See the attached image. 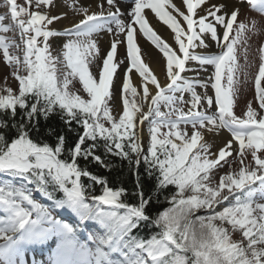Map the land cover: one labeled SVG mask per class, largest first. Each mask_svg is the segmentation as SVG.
<instances>
[{
  "label": "snow or ice",
  "instance_id": "snow-or-ice-1",
  "mask_svg": "<svg viewBox=\"0 0 264 264\" xmlns=\"http://www.w3.org/2000/svg\"><path fill=\"white\" fill-rule=\"evenodd\" d=\"M242 2L237 0L228 13L225 4L209 0H121L132 5L126 21L116 0H100V10L91 12L70 0L66 6L81 18L57 30L49 26L67 14H50L47 9L55 0H3L7 12L0 13V49L14 65L18 89L0 93V129L15 130L10 140L0 131V264H27L29 247L53 237L57 243L51 264H264V43L252 77L254 96L237 115L240 46L247 63V33L258 34L257 21H238ZM246 2L264 14V0ZM146 10L171 30L177 47L154 30ZM6 19L12 23H4ZM15 30L19 44L4 35ZM102 31L112 34L103 55L96 38ZM138 33L166 58V83L145 62ZM58 36L67 39L53 55L50 38ZM209 41L218 51H210ZM118 45L126 48L123 57ZM10 48L21 55L10 54ZM189 61L197 67L187 66ZM125 62L122 111L114 115V78ZM206 66L214 68L207 83L182 75H198ZM137 75L142 91L133 83ZM244 75L247 79L248 73ZM74 81L87 98L72 90ZM208 84L214 95L196 91L197 85L207 89ZM186 92L190 100H185ZM52 115L75 133L73 145L67 146L65 134L51 128L46 132L55 135L53 144L31 137L32 131L39 133L40 120L46 123ZM145 122L146 151L141 143ZM222 129L231 138L213 153L214 141L206 140L205 133ZM101 147L103 156H116L134 170L135 203L122 199L125 188L110 187L105 177L79 164L80 159L91 160L110 169L97 154ZM233 152L238 171L212 184L210 173ZM141 164L154 181L147 188ZM94 185L101 186V194H95ZM161 202L169 206L149 211ZM57 210L73 214L77 224L53 215ZM88 221L97 229L81 240L80 225Z\"/></svg>",
  "mask_w": 264,
  "mask_h": 264
},
{
  "label": "bare ground",
  "instance_id": "bare-ground-1",
  "mask_svg": "<svg viewBox=\"0 0 264 264\" xmlns=\"http://www.w3.org/2000/svg\"><path fill=\"white\" fill-rule=\"evenodd\" d=\"M70 2V0H55V6L48 8L47 10L50 12L51 15H61L63 13L67 14V18H62L59 21H54L53 25L49 26L52 28H55L57 30H63L64 27L71 26L73 22H78V20L81 18L80 14L75 13L70 7L66 6V3ZM100 0H77L78 6H85L90 8L91 11H99V7H97ZM175 3L179 4L180 0H174ZM210 3L214 4H225L226 5V11L230 13L235 7H237V0H209ZM116 3L120 6L122 12L124 13L123 19L126 21L128 20L127 13L129 12L130 8L132 7L129 3H121V0H116ZM207 5H205L206 7ZM105 7L107 5L105 4ZM240 11L238 14V21H252L255 20L258 22L257 24V30L258 34H254L253 32H249V35L253 34V36L250 38L251 45L248 43L247 45V63L245 61V65L252 66L253 64H256L257 61H259V52H258V39L260 35L264 32V14L257 13V11L252 10L250 8V5L246 2H242L238 5ZM147 11V18L149 20L150 25L154 28L157 33L164 38L170 45H172L174 48L177 47L174 43V34L171 33V30L166 26L163 25L162 22H159L157 18H155L154 14L150 12V10ZM114 27V26H113ZM138 27V26H137ZM248 35V33H247ZM96 38L98 39V46L101 50V54L103 55L109 50L110 47V40L112 39V34L107 33L106 31H102L101 33L97 34ZM123 38V37H122ZM257 38V39H256ZM65 37L58 36L53 37L52 40L57 41L58 43H61ZM137 43L141 48L142 55L145 59V62L149 64L150 68L154 70V73L157 75V78L160 80L162 84L166 83V58L163 57V54L156 49L149 41L146 40L142 36V34H137ZM210 44H212V47L210 48V51L216 52L218 49H216L214 42L209 41ZM262 43H264V36L262 38ZM118 56L123 57L126 52L125 46L118 45ZM252 47V48H251ZM241 48H244L243 45H241ZM196 51H200L197 49ZM252 51V52H251ZM244 55V52L242 53V56ZM127 62L125 64H122L115 76V89L116 93L114 96V103L115 108L114 112L117 113L119 111H122V102L120 99V89L118 88L119 85L122 83V78L124 75V68L126 66ZM187 66L189 67H197L195 62L189 61ZM97 71V70H96ZM214 72V68L212 66H206L204 70H200L199 74L195 72H186L182 73V75L187 76L188 78H195L198 79L201 84L207 83L209 78L212 76ZM133 83L135 86H138V89H142L139 87L140 81L137 76H133ZM154 86H150V88H153ZM196 91L198 93H203L207 91L208 94H214V90L211 88V85L208 84L207 89L201 87L200 85H197ZM190 93H184V97L186 100L191 99ZM231 138V134L226 130L222 129L219 131V133H205V139L214 141L212 150L213 153H215L220 147L224 146V144ZM146 142V135H145V125H143V133H142V139L141 143L142 146ZM53 240V241H52ZM57 240L55 237L44 243L43 245H37V248L41 249V251H46L50 253L49 255H33V262H38L39 259H41V264H51L52 260V252L54 251L56 247ZM41 247V248H40ZM35 256V257H34ZM28 264H32L31 262Z\"/></svg>",
  "mask_w": 264,
  "mask_h": 264
},
{
  "label": "rangeland",
  "instance_id": "rangeland-1",
  "mask_svg": "<svg viewBox=\"0 0 264 264\" xmlns=\"http://www.w3.org/2000/svg\"><path fill=\"white\" fill-rule=\"evenodd\" d=\"M18 3H23V0H18ZM3 5V0H0V13H4L7 12V9L5 7L2 6ZM129 19V17H128ZM4 23L6 24H11L12 21L10 19H6L4 21ZM2 34V33H0ZM9 37L10 41H14L15 43H21L20 41V36H19V31L15 30L14 32H9L7 34ZM248 36L251 38L253 36V34ZM264 36V33H262L258 39V45L260 47V45L262 44V38ZM67 38L65 37V39L61 42L58 43L55 40H52V38H50V44L53 51V55H57L58 54V49L60 48V46L62 45V43L66 40ZM257 39V38H256ZM250 42V39L248 40V43ZM251 45V43H249ZM252 48V47H251ZM10 54H15V55H21L20 51L16 48H10L9 49ZM244 52V48H241L240 46V50H239V63L242 66V71L240 73L239 76V81L240 83L238 84V88H239V93H238V99H237V103L236 106L234 108L235 112L237 115H241L245 110H246V102L248 100H252L253 96H254V82H253V75L255 74V72L257 71V65L259 63V61H257L256 64H253L252 66H247L245 65V56H242V53ZM252 52V51H251ZM59 67V65H58ZM91 70L93 72H96V68L93 66L91 68ZM119 70V69H118ZM13 71H14V65L10 64L9 62L5 61L4 57H3V50L0 49V93H4L6 94V89L11 87L13 90H17L18 89V81L15 79V77L13 76ZM244 72L248 73L247 79L245 78ZM116 88V87H115ZM119 89H121V85H119L118 87ZM79 89V94L86 97V93H84L82 91V85H80L78 83V81H74V88L72 90H77ZM115 93H116V89ZM138 91H142V89H138ZM208 94V93H207ZM208 95H214V94H208ZM115 96V95H114ZM185 98V97H184ZM191 98V95H190ZM186 100V99H185ZM190 100V99H189ZM113 109L115 108V103H114V97H113V101L111 102ZM146 105V104H145ZM256 106L255 101H253V107ZM164 107L161 106V111H164ZM166 110V109H165ZM113 114L116 115V113L113 111ZM106 126H110L108 125L107 122H105ZM146 125H145V135H146V142H145V146L144 148H146V146L148 145V140L149 138L147 137V133H146ZM190 128V126H189ZM211 151L213 152V150L211 149ZM229 158L228 161L223 162L222 166L217 167L216 169H213L212 172L210 173V178H211V182L212 184H216L219 181V177L223 174L228 173L229 171H233L236 172L239 169V159L237 157L236 152H233L232 156L227 157ZM246 162L251 163V157L248 156L246 157ZM0 179H2V177L0 176ZM218 208L220 206H217ZM199 214H204L203 212L199 213ZM60 216V215H59ZM94 232V230H91ZM239 234H235L234 238H238ZM50 253H48L47 255H49Z\"/></svg>",
  "mask_w": 264,
  "mask_h": 264
},
{
  "label": "trees",
  "instance_id": "trees-1",
  "mask_svg": "<svg viewBox=\"0 0 264 264\" xmlns=\"http://www.w3.org/2000/svg\"><path fill=\"white\" fill-rule=\"evenodd\" d=\"M4 119H7V117H3ZM11 123V121H9ZM73 128H76V125H72ZM40 131L37 133L36 131L31 132V137L34 140L37 141H45L48 142L49 144H53L55 142V135L49 136L46 132V129L51 128L55 131L56 134H59L63 132L65 136L67 137V146H71L75 143L77 140V136L73 132H69L67 130V127L65 124L61 121L58 115H52L48 121L45 123L43 119L40 120L39 124ZM0 131L4 132L6 137L9 138V140L15 135V130L14 129H0ZM148 146V145H147ZM147 149V148H146ZM145 149V151H146ZM104 148L101 147L97 150V154L102 155L104 163L105 164H110L111 168L108 169L106 167H102L100 164H97L95 162H92L91 160L85 161L83 159H80L78 162L82 167H87V169L98 176L105 177L108 181V184L110 187L119 188L123 187L127 190V195L126 197H122V199H126L128 203H135L136 198L132 196V191L135 188V174L134 170L129 168V165L127 161H122L120 158L113 156V155H108V156H103L104 154ZM67 158V155L65 154V157ZM229 159H226L228 161ZM223 164V162H222ZM145 171V166L141 164L139 168V172L141 174V179L146 188L154 183V181H150L147 179V177L144 175ZM83 182L85 184L90 183V181L87 178H82ZM95 187V194L99 195L101 194V186L100 185H94ZM169 191H172V186L169 187ZM147 194V192H146ZM59 195V194H57ZM169 205L166 203H159V204H154L152 205V208L149 209V211L152 210H163L164 208L168 207ZM89 224L96 226V224L92 221H88ZM152 231H156L155 228L152 229ZM135 234V232H134ZM145 237L148 235V229H144L143 233H141Z\"/></svg>",
  "mask_w": 264,
  "mask_h": 264
}]
</instances>
